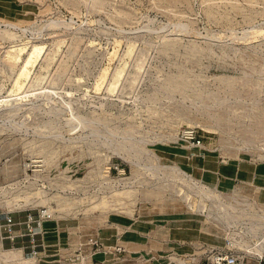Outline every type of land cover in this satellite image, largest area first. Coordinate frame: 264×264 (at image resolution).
<instances>
[{
    "label": "rangeland",
    "instance_id": "rangeland-1",
    "mask_svg": "<svg viewBox=\"0 0 264 264\" xmlns=\"http://www.w3.org/2000/svg\"><path fill=\"white\" fill-rule=\"evenodd\" d=\"M243 147L264 151V0H0V213L49 211L39 264H71L90 236L109 252L84 248L86 264H199L224 237L264 241L243 236L247 201L191 171L197 150ZM176 226L212 244L176 240Z\"/></svg>",
    "mask_w": 264,
    "mask_h": 264
},
{
    "label": "built area",
    "instance_id": "built-area-1",
    "mask_svg": "<svg viewBox=\"0 0 264 264\" xmlns=\"http://www.w3.org/2000/svg\"><path fill=\"white\" fill-rule=\"evenodd\" d=\"M185 134H187L185 137L187 141L194 139L191 132H186ZM197 143H200L199 140H197ZM255 213L256 214L254 215L257 216L259 220H253V229L256 231V237L262 241L264 240V221L260 219L263 218L262 212L257 210ZM247 216L246 219L248 221L251 215ZM49 218V211L44 208L35 210L31 209L27 212L24 211L23 213L19 210L0 213V251L5 253H20V257L16 261L10 259V264L40 263V260L43 257L41 256L44 248L43 243H45L43 224L48 221ZM244 223L246 224V222ZM237 237L227 236L224 239V247L219 250H211L205 255V260L199 264H242L245 259L244 252L249 255H254L257 259V264H264V250L262 251V248L258 246L259 244L264 246V241L257 245L253 242V245L248 247L245 246V249H242L239 242L240 240L237 241L236 239ZM84 248H88L91 253L93 252L94 254L109 252L108 248L99 238H97V236H90L78 245L73 257L68 258L71 264H86L85 251L87 250H84ZM120 250V247L116 249V251ZM160 264L198 263L197 257L194 254H175L174 256L163 257Z\"/></svg>",
    "mask_w": 264,
    "mask_h": 264
},
{
    "label": "crops",
    "instance_id": "crops-1",
    "mask_svg": "<svg viewBox=\"0 0 264 264\" xmlns=\"http://www.w3.org/2000/svg\"><path fill=\"white\" fill-rule=\"evenodd\" d=\"M240 149L242 150L237 157L225 160L220 157L219 153L197 150L195 152L197 158L192 161L191 171L196 173L201 171V175H198L199 180L211 181V186L223 190L229 198L237 199L236 197L240 196V199H244L255 209L264 213V151H260L258 155L251 150L252 148ZM245 211L241 212L244 215L242 219H246L247 215H251L250 219L257 217L252 214V211ZM262 216L264 218V215ZM225 228L230 230L226 226ZM172 232L176 240H190L196 246L198 242H202V245L208 244V246L212 244L205 243L207 240L201 241V237L193 227L176 226ZM98 257L102 258V255Z\"/></svg>",
    "mask_w": 264,
    "mask_h": 264
},
{
    "label": "bare ground",
    "instance_id": "bare-ground-1",
    "mask_svg": "<svg viewBox=\"0 0 264 264\" xmlns=\"http://www.w3.org/2000/svg\"><path fill=\"white\" fill-rule=\"evenodd\" d=\"M132 47L134 45H131ZM131 47V48H132ZM129 48V47H128ZM134 48V47H133ZM14 50H17V54H12L10 57L13 61L17 62L21 59V55H22V52L24 50V47H17V48H14ZM43 50V46H39V45H34L32 47V50L30 52H28V55L27 57L24 59V62L23 64L21 65L20 67V72H19V76L17 77V79L15 80V83H14V91H19L21 88H22V85H23V80L25 78H27V76L29 75V72H30V69H31V66L34 64L35 60L39 57V55L41 54ZM129 52V51H128ZM130 52H131V49H130ZM127 53V52H126ZM10 55V54H9ZM129 55V54H128ZM137 68V67H136ZM123 72V69L121 70H118L115 74V77L117 79V81L119 80L118 77L121 75V73ZM117 85V83H116ZM114 89V88H113ZM13 91V92H14ZM112 92V91H111ZM249 141L250 143V140H247ZM252 142V141H251ZM138 152V151H137ZM156 175V174H155ZM228 209H234L233 207L231 208H228V207H225V206H221L219 207L217 210H216V215L215 216L217 219H222L223 223L224 224H227V225H230L231 223V220H232V216L230 215V211H228ZM241 209V212H246L245 210L246 209H250L251 210V206L249 204H243V206L240 208ZM242 218L244 217L243 213L241 214ZM248 217V216H247ZM254 219H258L257 217L255 218H251L247 221V219H244V221H242L241 223H239V225H243V236L245 235H248V236H255L256 234V231L255 229H253V220ZM261 219V218H260ZM259 220V219H258ZM262 221H264V218H262ZM246 222V224L244 223ZM228 227V226H227ZM253 230V231H252ZM238 232V231H237ZM254 234V235H253ZM260 248H262V251L264 250V246L262 244H259L258 245ZM257 246V247H258ZM256 247V248H257ZM258 247V248H259Z\"/></svg>",
    "mask_w": 264,
    "mask_h": 264
}]
</instances>
